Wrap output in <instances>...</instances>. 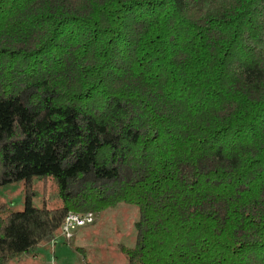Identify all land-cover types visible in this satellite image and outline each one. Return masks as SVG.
Masks as SVG:
<instances>
[{"label": "trees", "instance_id": "obj_1", "mask_svg": "<svg viewBox=\"0 0 264 264\" xmlns=\"http://www.w3.org/2000/svg\"><path fill=\"white\" fill-rule=\"evenodd\" d=\"M51 180L61 207L34 208ZM0 264L68 213L134 207L126 264H264V0H0Z\"/></svg>", "mask_w": 264, "mask_h": 264}, {"label": "rangeland", "instance_id": "obj_2", "mask_svg": "<svg viewBox=\"0 0 264 264\" xmlns=\"http://www.w3.org/2000/svg\"><path fill=\"white\" fill-rule=\"evenodd\" d=\"M34 208L48 210L61 207L56 185L51 180H35L31 185ZM25 193L22 182L0 187V208L8 213L24 210ZM136 208L118 205L94 216L93 224L78 229L71 241L58 231L54 242L42 243L33 253L23 255L11 264H126L120 246L131 248L134 242Z\"/></svg>", "mask_w": 264, "mask_h": 264}, {"label": "built area", "instance_id": "obj_3", "mask_svg": "<svg viewBox=\"0 0 264 264\" xmlns=\"http://www.w3.org/2000/svg\"><path fill=\"white\" fill-rule=\"evenodd\" d=\"M93 222L94 215L91 213H87L82 216L74 213H68L60 227L59 232L65 241H71L74 236V233L78 229L89 226L93 224ZM54 240L55 239H53L52 242H54Z\"/></svg>", "mask_w": 264, "mask_h": 264}]
</instances>
